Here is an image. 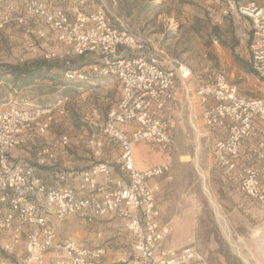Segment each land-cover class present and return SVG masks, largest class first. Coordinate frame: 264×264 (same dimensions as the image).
Here are the masks:
<instances>
[{
	"label": "built area",
	"instance_id": "built-area-1",
	"mask_svg": "<svg viewBox=\"0 0 264 264\" xmlns=\"http://www.w3.org/2000/svg\"><path fill=\"white\" fill-rule=\"evenodd\" d=\"M69 3L68 12L63 5ZM85 5L86 0H20L19 6L13 0H0V32L20 29L25 46L33 49L47 30L64 50L61 54L47 52L45 59L89 56L96 60L87 70L66 71V80L99 76L118 81V103L97 131L91 129L85 144L94 154H100L105 143L117 145L120 153L115 164L120 175L115 177L108 164L98 162L78 174H69L77 178L75 188L44 182L35 166L14 164L10 154L17 147L30 145L36 150L37 166L54 160V145H44L39 139L54 122L55 107L0 110V232L9 238L0 248V264H102V249H90L75 240H57L56 225L74 215H81L84 224L105 216L124 220L136 264L199 262L201 257L192 242L178 250L161 247L170 227L160 222L156 205L160 185L156 180L169 172L170 163L138 171L133 148L150 144L164 153L170 151V123L158 114L174 102L177 82L193 80L204 126L225 130V135L213 142L215 166L233 174L239 193L264 210V139L251 150L255 163L238 161L240 147L258 136L254 119L264 122V98L242 96L223 74H215L210 81L200 80L178 58L121 56V51L139 52L145 46L126 30L110 25L103 11L88 12ZM220 16L248 21L250 29L242 38L252 70L264 79V6L228 0ZM131 125L134 129L129 131ZM58 143L67 147L77 142L63 135ZM66 177L67 173L57 176L59 181ZM20 245L23 253L16 256Z\"/></svg>",
	"mask_w": 264,
	"mask_h": 264
},
{
	"label": "rangeland",
	"instance_id": "rangeland-1",
	"mask_svg": "<svg viewBox=\"0 0 264 264\" xmlns=\"http://www.w3.org/2000/svg\"><path fill=\"white\" fill-rule=\"evenodd\" d=\"M227 1L86 0L85 9L88 12L103 11L110 25L126 30L144 44V50L139 52L121 51L123 57L158 55L178 58L200 80L210 81L215 74H223L242 96L264 98V79L252 70L242 38L250 26L244 18L220 16V9ZM236 1L264 6V0ZM22 40L25 37L20 29L0 32V64L45 59L44 53L49 50L37 43L33 49H28ZM75 59L55 57L48 61ZM89 60L90 63L79 69L87 70L88 65L96 61L92 57ZM42 85L48 86L49 83L45 81ZM84 85L56 101L53 114L56 112L57 120L39 139L42 144L54 145L55 151L61 147L66 149L58 143L61 136L74 139L86 134L87 137L91 129L97 131L104 122L115 106L111 94L102 95L99 91V97H81L86 88ZM177 86L182 93L183 107L176 110V118L183 120L186 128L175 131L173 146L168 152L170 169L164 177L170 178L168 188L173 195L185 191L203 210L197 232L186 243L192 242L196 247L201 264H264V210L246 198L232 199V186L222 182L212 165L210 136L215 130L200 122L194 98L195 82L186 80ZM34 89L19 91L11 82L0 80V110L10 107L36 110ZM102 96L105 97L101 99ZM114 149L116 151L117 147ZM151 149L153 160L166 155L159 148ZM23 150L28 153L24 162L39 169L34 162L35 148L27 145ZM170 245L168 249L178 250L185 244L179 247ZM119 246L124 257L112 264H131L134 259L131 243L124 239ZM234 248L239 249L246 262Z\"/></svg>",
	"mask_w": 264,
	"mask_h": 264
},
{
	"label": "crops",
	"instance_id": "crops-1",
	"mask_svg": "<svg viewBox=\"0 0 264 264\" xmlns=\"http://www.w3.org/2000/svg\"><path fill=\"white\" fill-rule=\"evenodd\" d=\"M13 2L18 6L20 4V0H13ZM70 5V3L65 4L63 7L69 12ZM246 22L248 23L247 20ZM22 42L25 43V40H22ZM36 43L39 46L46 48L45 50H49L48 52L61 53L63 51V47L56 42L54 35L47 30L46 37L43 40L36 41ZM45 53H47V51ZM180 82L183 81H179L176 84V97L174 102L167 105L165 109L158 114V116L169 121L170 133L172 137L175 136L176 129L183 131V129L186 128V125L183 124V120L180 121L179 118H176V115H178L176 110L178 111L179 107H183L182 93L177 86ZM99 91L102 95L111 94L112 101L115 105L121 97V87L115 78L94 76H91V78L88 79L86 88L81 92L80 96L90 97L91 95L99 97L97 94ZM104 97L105 96H102L101 99ZM195 104L198 109L197 113L200 116L198 102L196 100ZM56 115V112H54V118ZM56 120L57 119L55 118L54 122H56ZM200 122L203 123L201 117ZM254 124L257 127L258 136L255 140L245 142L240 147L238 161L241 164H251L256 162L251 154V150L259 140L264 139V122L254 119ZM127 129L132 131L134 126L131 125ZM224 135L225 130H215V132L210 136L212 144L214 140L223 137ZM87 137L86 134L84 136L76 137L74 138V141L77 143L70 144L66 147V149L62 150L63 147H61L59 150H56L54 160L50 161L47 166H37V168H39L36 170L37 175L48 184L56 186H71L75 188L77 178L70 176V173L73 172L78 174L79 172L88 169L93 164L103 162L108 164L113 170L115 177H118L120 174L115 161L120 153L119 147L115 144L105 143L102 152L100 154H94L88 150L85 144ZM114 147H117L116 151ZM151 147L158 148L157 146L150 144H139L134 146V166L136 170L143 171L153 165L169 162L168 153L160 159L153 160ZM10 157V161L14 164H28L24 162V159L28 157V153L23 150V147L12 150ZM35 158L34 162L36 163ZM212 165L215 172L218 171V175L220 176L222 182L230 187L232 186V191L230 192L232 199L238 201L240 197H243L238 191V182L234 175L220 170L215 166L214 162ZM61 173H67V177L64 181H59L57 178V176ZM168 181H170V178L164 176L156 180V182L160 185V191L156 198V205L160 212V222L161 224L170 227V235L161 244L162 248H169V244H171L170 246L172 247H179L183 244L186 245V242L191 240V236H194L197 232V229L200 226V218L203 215L201 206H199V203L192 195L187 192L185 193V191L176 196L173 195L168 188ZM49 222L52 225L54 224L53 219H50ZM55 230L58 241L75 240L90 249H102L104 251L101 260L102 264H112L124 257L119 251V245L124 241V239L129 240L133 250V242L126 228L125 221L109 216L95 220L91 224H84L81 215H74L68 221L56 225ZM8 241L9 238L7 234L0 232V248H2V246H4ZM15 252L17 253L16 256L21 255L23 253V246H18ZM133 256L134 259L131 264H136L134 250ZM192 264L201 263L193 262Z\"/></svg>",
	"mask_w": 264,
	"mask_h": 264
},
{
	"label": "trees",
	"instance_id": "trees-1",
	"mask_svg": "<svg viewBox=\"0 0 264 264\" xmlns=\"http://www.w3.org/2000/svg\"><path fill=\"white\" fill-rule=\"evenodd\" d=\"M68 63H70L69 66ZM86 63H90L89 56L61 62L41 58L23 63H2L0 64V80L11 82L19 91L35 88L34 95L37 96L35 108L46 109L53 107L56 101L72 94L84 84L86 87L90 76L85 81H69L64 77L66 71L77 70ZM45 81H48V86L42 85Z\"/></svg>",
	"mask_w": 264,
	"mask_h": 264
},
{
	"label": "bare ground",
	"instance_id": "bare-ground-1",
	"mask_svg": "<svg viewBox=\"0 0 264 264\" xmlns=\"http://www.w3.org/2000/svg\"><path fill=\"white\" fill-rule=\"evenodd\" d=\"M228 236V235H227ZM229 240V239H228ZM233 244V242H232ZM235 249V248H234ZM235 251L240 255V257L246 262L245 257L241 254V252L239 251V249H235Z\"/></svg>",
	"mask_w": 264,
	"mask_h": 264
}]
</instances>
